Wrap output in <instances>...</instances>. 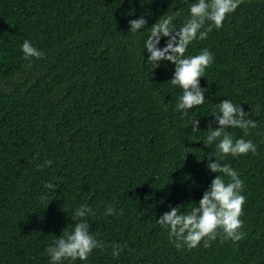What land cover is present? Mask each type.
<instances>
[{
  "label": "trees",
  "instance_id": "1",
  "mask_svg": "<svg viewBox=\"0 0 264 264\" xmlns=\"http://www.w3.org/2000/svg\"><path fill=\"white\" fill-rule=\"evenodd\" d=\"M189 2L0 0V264H48L47 247L71 232L81 205L103 249L74 264H264V0H240L219 30L188 46L186 57L207 48L214 59L200 78L205 103L182 117L181 90L168 82L175 66L147 61L149 33L128 32V21L146 14L150 28L178 12L179 28ZM25 40L39 59H24ZM226 99L256 122L247 136L226 129L255 153L221 161L243 182V236L178 250L157 220L170 206L190 210L218 175L205 159L215 144L203 141Z\"/></svg>",
  "mask_w": 264,
  "mask_h": 264
},
{
  "label": "clouds",
  "instance_id": "2",
  "mask_svg": "<svg viewBox=\"0 0 264 264\" xmlns=\"http://www.w3.org/2000/svg\"><path fill=\"white\" fill-rule=\"evenodd\" d=\"M239 4L240 0L189 2L187 18L179 28L173 23L175 17L179 15L178 12L161 16L163 18L160 17L150 28H147L146 14L128 21V32L149 33L144 41V51L148 53L147 61L152 62L155 68L162 61L175 66L173 77L168 82L181 90L175 111L182 117H188L192 109L205 103V89L200 86V78L205 77L204 73L214 59L207 48L202 49L197 55L186 57L188 46L194 40H205L213 29L219 30ZM146 28V31H141ZM162 39L167 41L163 48L160 47ZM20 50L26 60L39 59L42 56L28 40L21 44ZM215 108L216 114L212 116L215 117L218 126L215 128L209 126L203 143L207 147L215 144L216 151H212L205 159L208 160L207 169L218 175L213 178L199 202L189 204L194 205L190 210L183 206H170V210L164 212L157 220L161 230L167 232L178 250L182 247L194 249L202 241L204 247H209L210 242L218 235L233 242L239 241L243 236L240 231L242 227L240 216L245 202V197L241 194L243 182L232 167L221 161L228 155L236 158L255 153L256 146L251 140H246L243 136L234 140L226 129L239 128L243 135L247 136L248 129L255 127L256 122L248 119L249 115L243 111L242 106L235 105L229 99L222 100ZM189 124L193 132L199 131L198 120H189ZM45 165L50 166L51 161H45ZM57 187L58 183L44 184V188L49 191L55 192ZM114 212V207L107 205L104 215L111 216ZM89 214H92V209L86 205H81L73 211L70 216L74 221L71 232L62 234L46 249L48 264H63L64 261H68L69 264L76 261L86 262L94 249H103V243L89 232V223L86 219ZM120 248L119 244L113 245V257L119 256Z\"/></svg>",
  "mask_w": 264,
  "mask_h": 264
}]
</instances>
